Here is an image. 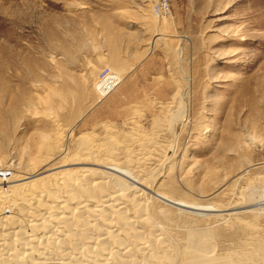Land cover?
<instances>
[{"label": "rangeland", "instance_id": "obj_1", "mask_svg": "<svg viewBox=\"0 0 264 264\" xmlns=\"http://www.w3.org/2000/svg\"><path fill=\"white\" fill-rule=\"evenodd\" d=\"M170 5L160 18L156 0H0V169L14 176L45 168L38 148L59 129L68 167L37 178L91 168L74 154L83 135L103 144L159 132L162 161L148 166L146 184L222 211L200 217L151 199L155 223L172 235L178 263L188 230L207 227L227 263L264 250V0ZM107 69L121 84L99 101L95 85Z\"/></svg>", "mask_w": 264, "mask_h": 264}, {"label": "bare ground", "instance_id": "obj_2", "mask_svg": "<svg viewBox=\"0 0 264 264\" xmlns=\"http://www.w3.org/2000/svg\"><path fill=\"white\" fill-rule=\"evenodd\" d=\"M113 77L115 81L107 78L95 85L99 101L107 99L120 86V74ZM113 85L114 91L109 92ZM157 133L148 134L144 138L137 136L138 133L125 139L124 136L123 139L107 136L106 142H99V145L95 143V135H83L78 138L81 148L79 146V151L74 154L78 155L79 161L91 162V168L84 164L80 169L68 168L51 176L37 178L49 169H63L67 166V158L71 160L72 157H67L69 149L66 150L65 145L69 143L65 144V131L59 129L52 140L47 136L48 133L41 136L43 144L38 149L42 151L43 148L47 153L43 154L49 158L41 156L49 160H46L49 163L45 164V168L38 172L30 171L31 174H13L12 182L10 179H0L2 186L22 182L10 185L6 190L0 189V263L94 264L97 261L96 264H264L258 261L264 255L261 248L258 251L252 250L255 253L246 257L228 258L229 263H226L222 255L216 253L214 233L210 227H207L208 230H188V244L184 248L183 259L177 262V249L170 243L172 235L169 240L166 236L168 231L165 232L163 226L156 224L152 216L151 199L200 217L222 210L176 201L160 193L159 188L156 190L146 184L148 181L144 175L148 166L154 160L162 161V155L159 156L156 149V145L162 142L159 138L162 134ZM136 142L140 143L136 145L137 150L133 147ZM159 147L163 146L160 144ZM160 151L168 153V150ZM35 162L38 160L35 159ZM122 166L126 170H121ZM157 168L155 171L159 174L154 172L156 177L152 180L153 186H160L163 179V174H160L162 169L157 171ZM163 211L161 208V215L165 213ZM249 224L252 225L251 222ZM91 252L92 255L95 253L94 261Z\"/></svg>", "mask_w": 264, "mask_h": 264}, {"label": "built area", "instance_id": "obj_3", "mask_svg": "<svg viewBox=\"0 0 264 264\" xmlns=\"http://www.w3.org/2000/svg\"><path fill=\"white\" fill-rule=\"evenodd\" d=\"M171 13V5L170 0H156V14L160 18L168 17ZM111 70L107 69L104 71L99 81H105L107 78H109V81H115L116 78L113 77ZM117 83V82H115ZM115 85H113L111 88H109V92L114 91ZM12 173L10 170L7 169H0V179H11Z\"/></svg>", "mask_w": 264, "mask_h": 264}]
</instances>
